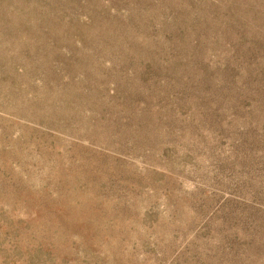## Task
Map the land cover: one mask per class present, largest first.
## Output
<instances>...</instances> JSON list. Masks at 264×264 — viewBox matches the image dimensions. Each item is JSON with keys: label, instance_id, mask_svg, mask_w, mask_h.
<instances>
[{"label": "rangeland", "instance_id": "rangeland-1", "mask_svg": "<svg viewBox=\"0 0 264 264\" xmlns=\"http://www.w3.org/2000/svg\"><path fill=\"white\" fill-rule=\"evenodd\" d=\"M0 264H264V0H0Z\"/></svg>", "mask_w": 264, "mask_h": 264}]
</instances>
